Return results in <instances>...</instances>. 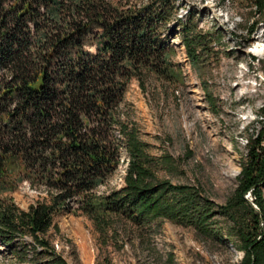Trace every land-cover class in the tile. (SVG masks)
Segmentation results:
<instances>
[{
    "label": "trees",
    "instance_id": "1",
    "mask_svg": "<svg viewBox=\"0 0 264 264\" xmlns=\"http://www.w3.org/2000/svg\"><path fill=\"white\" fill-rule=\"evenodd\" d=\"M180 1L0 0V242L20 262L68 264L46 235L72 213L92 221L103 245L128 238L122 225L146 234L170 221L231 242L239 264H264V130L247 139L238 186L219 204L198 182L160 175L174 176L179 161L149 151L127 101L133 79L142 90L151 78L185 83L175 35L199 69L221 39L191 10L181 15ZM244 1L252 31L264 0ZM124 161L123 186L100 191ZM24 184L40 192L28 209L11 196Z\"/></svg>",
    "mask_w": 264,
    "mask_h": 264
},
{
    "label": "rangeland",
    "instance_id": "2",
    "mask_svg": "<svg viewBox=\"0 0 264 264\" xmlns=\"http://www.w3.org/2000/svg\"><path fill=\"white\" fill-rule=\"evenodd\" d=\"M180 4L181 15L191 10L204 31L218 33L221 39L212 42V52L199 69L175 35V61L184 71L185 83L173 86L151 78L142 90L133 79L127 101L149 151L156 156L167 152L179 161L174 176L165 170L160 175L172 176L174 182H198L216 203L224 204L238 186L247 139L264 130V51L258 55L259 47L264 48V22L250 31L254 7L244 0H181ZM126 166L124 161L100 191L122 187ZM39 194L24 184L11 196L20 208L28 209ZM246 197L258 211L253 194ZM121 228L129 235L123 243L103 245L89 218L60 213L46 236L68 264H166L171 256L175 264H239L243 257L231 242L206 239L193 228L170 221L146 234L130 224ZM26 240L33 245L30 237ZM29 262H20L0 242V264Z\"/></svg>",
    "mask_w": 264,
    "mask_h": 264
},
{
    "label": "bare ground",
    "instance_id": "3",
    "mask_svg": "<svg viewBox=\"0 0 264 264\" xmlns=\"http://www.w3.org/2000/svg\"><path fill=\"white\" fill-rule=\"evenodd\" d=\"M263 51H264V48L263 47H259L258 55L261 56L263 54Z\"/></svg>",
    "mask_w": 264,
    "mask_h": 264
},
{
    "label": "water",
    "instance_id": "4",
    "mask_svg": "<svg viewBox=\"0 0 264 264\" xmlns=\"http://www.w3.org/2000/svg\"><path fill=\"white\" fill-rule=\"evenodd\" d=\"M258 212H260V211L258 210Z\"/></svg>",
    "mask_w": 264,
    "mask_h": 264
}]
</instances>
